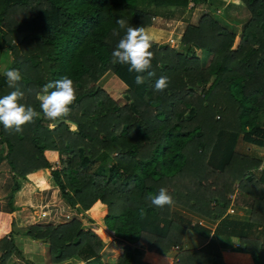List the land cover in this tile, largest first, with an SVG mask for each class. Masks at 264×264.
I'll return each mask as SVG.
<instances>
[{
	"label": "trees",
	"instance_id": "16d2710c",
	"mask_svg": "<svg viewBox=\"0 0 264 264\" xmlns=\"http://www.w3.org/2000/svg\"><path fill=\"white\" fill-rule=\"evenodd\" d=\"M209 1L245 9L239 35L204 12L186 23L184 52L151 42L155 75L144 73L143 85L134 83L136 73L127 65L112 63L125 34L117 20L146 28L156 17L174 20L173 14ZM145 31L161 39L160 30ZM2 47L12 57L9 70L23 75L22 102L38 112L37 91L65 75L74 81L77 99L69 119L77 130L64 123L48 130L52 122L42 114L21 134L10 135L0 125L13 180L0 209V264L16 251L13 196L17 204H32L38 194L29 188L38 184L51 195L59 190L69 207L88 212L96 224L85 230L77 220L26 227L25 237L47 245L49 263L101 264L102 245L114 240L121 246L114 264H225L215 239L225 236L237 238L235 252L264 264V152L251 157L236 144L264 150V0H0ZM106 73L124 85L123 105L97 85ZM160 76L169 87L155 93ZM10 91L0 76V97ZM48 154L57 156L59 166ZM38 170L47 174L16 183ZM161 187L176 206L216 222L213 235L171 208L151 206L148 195ZM240 203L250 211L246 223L222 219L231 204ZM186 231L207 243L183 250ZM174 247L179 250L168 258Z\"/></svg>",
	"mask_w": 264,
	"mask_h": 264
},
{
	"label": "clouds",
	"instance_id": "9594fccd",
	"mask_svg": "<svg viewBox=\"0 0 264 264\" xmlns=\"http://www.w3.org/2000/svg\"><path fill=\"white\" fill-rule=\"evenodd\" d=\"M116 24L119 29L125 30V34L111 54L112 63L127 65L130 73H136L134 83L137 86L143 85L144 73H148V76L155 75L150 71L154 59V53L150 50L152 48L150 37L143 27L129 26L124 19L117 20ZM114 35L119 33L114 32ZM4 75L8 87L12 89L7 95L0 97V125H3L6 133L21 134L24 127L34 124L36 119L41 118V114L43 118L52 122L49 127H55L56 124L63 122L70 130H77V125L69 119L70 106L77 99V91L72 79L66 75L62 76L37 91L35 96L41 109L38 112L34 107L22 102L26 92L22 87L21 71L10 69ZM168 87L169 79L160 76L154 83V92L164 93ZM147 199L150 205L157 209L172 208L175 205L174 198L165 187H161L156 194H149ZM140 215L141 217L146 215L144 209L140 210ZM13 259L16 260V264H20L18 258L13 257Z\"/></svg>",
	"mask_w": 264,
	"mask_h": 264
},
{
	"label": "rangeland",
	"instance_id": "374dc122",
	"mask_svg": "<svg viewBox=\"0 0 264 264\" xmlns=\"http://www.w3.org/2000/svg\"><path fill=\"white\" fill-rule=\"evenodd\" d=\"M207 5L206 4L199 5L193 11H189L188 10L189 7H188L187 9L182 10L183 12L181 14L175 13L173 14L174 20L170 21L169 24L163 23L162 21H160V23L159 21L154 22V19H153L152 23L153 22L154 23L152 27L161 31V39L157 41L158 43H155V44L167 46L170 49H174L179 52L181 51L184 52V50L181 48V45H180V39H181L182 34L185 31V28L187 25L186 23H194L199 17V15L204 12H206L211 17H213L222 26H226L227 28L232 29L237 35L240 34L242 26L248 19V13L245 11L244 8L237 7V6H231L227 3H216V2L214 3L211 1H209ZM196 56L202 59L205 57L204 53L200 51L196 52ZM11 61H12V57L9 54V52L6 50V47L0 48V76H5L4 73L7 70H9L11 66ZM99 83L100 82H98L97 85H99ZM123 92L124 91L120 90V91H116L113 93L114 96L111 98L115 101V103H118L120 105L124 104V99L122 97ZM53 128L54 127H49L48 125L46 129L51 130ZM236 144H238V146L236 145L238 151L240 150L241 152L242 151L244 152L245 147H248V149H250V145L249 146L245 145L241 141H240V144H239V141ZM253 148L255 152L260 151L259 154L262 153L261 152L262 149H257L254 146ZM5 153H6L5 147L2 141L0 140V209H4L5 205L7 204L9 193L13 186V180L9 176V172H8L9 169L7 166V162L5 160ZM47 156L51 162H54L57 166H59V161L56 155L48 154ZM108 167H109V164L106 165V168ZM42 171L44 172V174H47L45 170H38V171H35V172H32L26 175L24 179L17 177L16 183H18V185L26 181L28 183H34L30 175H36L38 172H42ZM48 178L50 182L49 184L50 186H52L53 182L49 176ZM45 189L46 187H42L39 184L33 185L29 188L30 193L37 192L38 194L37 197L40 195L41 196L40 198L36 197L35 201L33 199L32 204L27 202L29 206H24L23 208H20L19 211L24 210L22 215L20 216L14 215L16 217L17 224L21 226V227L20 226L17 227L15 223L16 230L20 229L19 230L20 232L21 230H23V228H25V226L28 227L31 225H52V224H45V223L47 221L49 223H53L55 221L62 220L63 218L67 219L68 215L75 216L76 217L75 220L80 222L81 228L83 230L89 227H96V224L90 222L89 220L90 215L88 212H82L78 210L77 206L75 207V209H72L71 207L68 206L69 207L68 209L67 207L68 204L62 199L59 190H57L54 195H51L49 190L45 191ZM13 197H15V195ZM15 201L16 199L14 198L13 202ZM62 203H64L66 206H65L64 212L61 214L62 216L59 217L58 213L62 211L61 209ZM36 245L41 246V244H36ZM47 248H48L47 245H45L46 251L45 250L42 251L44 252V254H47ZM120 249H121V246L116 245L114 243V240H111L103 244L101 251L99 253L101 264H114L115 259L120 254V251H121ZM177 251H174L172 248L171 252L167 256L171 258L172 255H175ZM45 259L48 261V257H45ZM65 262L67 263V261ZM70 264H75V263H70Z\"/></svg>",
	"mask_w": 264,
	"mask_h": 264
},
{
	"label": "crops",
	"instance_id": "0c3cea01",
	"mask_svg": "<svg viewBox=\"0 0 264 264\" xmlns=\"http://www.w3.org/2000/svg\"><path fill=\"white\" fill-rule=\"evenodd\" d=\"M157 21H159V23L160 21H162L163 23L169 24V22L173 20H168V19H164L160 17L154 18V22H157ZM153 23L151 24L150 27H146L144 29L148 30L152 28ZM150 40L151 42L158 43L157 41H154L152 39ZM98 82H100L98 85L100 89H102L106 94H108L110 98L114 96L113 95L114 92L125 90L124 85L116 77H114L113 75L109 73L104 74ZM257 149H261V148H257ZM244 151L246 153L248 152L251 157H256V158H260V157L262 158V154L264 152L263 149L261 151L262 152L261 154H259L260 151L255 152L253 146H250V149H248V147H245ZM12 206L14 207V211L10 215L11 217L14 218V221L17 227H19L20 225L17 224L15 216L22 215L24 210L19 211V209L23 208L24 206H29V204L25 201L21 204H17L15 201L13 202ZM65 206L66 205L64 203L61 204L62 211L58 213L59 217L62 216L61 214L64 212ZM171 211L175 214H178L181 217L188 219L192 223V225L197 224L204 229H208L210 231V236L213 235V232L215 231V228H216V222L200 217L176 205H174L171 208ZM249 217H250V211L247 209V207L243 206V204L240 203L238 204V206L231 204L222 219L232 220V221H236L240 223H246L249 220ZM75 219H76L75 216L68 215L67 219L63 218L62 220L55 221L53 223H49L47 221L45 224H52V225L65 224ZM25 228H23V230H21L20 232H19L20 229L18 228L19 229L17 230L18 233L13 235V242H14L16 251L12 253V255L9 257L6 264H16V260L13 259V257L18 258L20 261V264H48L49 262L45 259V257H47V254H44V252H42L44 250L46 251L45 245H41V246L36 245L34 241L25 237L23 235ZM215 239H216L217 245L220 247L219 252L221 255V259L225 264H252L249 257L246 254L235 252V249L238 246L237 238L231 237L228 239L225 236H219V237H216ZM206 243H207L206 239L202 238L201 236L195 233L186 231L182 238L180 247L183 250H196L198 248L203 247ZM22 244L25 245L26 250L22 247ZM173 256L174 255H172V257ZM236 258H239V259H236ZM79 261H76L75 264H84L83 262L81 261L79 262ZM70 263H73V262L67 261V263L64 262L61 264H70Z\"/></svg>",
	"mask_w": 264,
	"mask_h": 264
},
{
	"label": "built area",
	"instance_id": "2783aa9c",
	"mask_svg": "<svg viewBox=\"0 0 264 264\" xmlns=\"http://www.w3.org/2000/svg\"><path fill=\"white\" fill-rule=\"evenodd\" d=\"M173 250H174V251H177V250H178V247H174Z\"/></svg>",
	"mask_w": 264,
	"mask_h": 264
},
{
	"label": "water",
	"instance_id": "95a60500",
	"mask_svg": "<svg viewBox=\"0 0 264 264\" xmlns=\"http://www.w3.org/2000/svg\"><path fill=\"white\" fill-rule=\"evenodd\" d=\"M61 123H63V122H61Z\"/></svg>",
	"mask_w": 264,
	"mask_h": 264
}]
</instances>
